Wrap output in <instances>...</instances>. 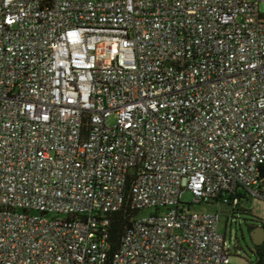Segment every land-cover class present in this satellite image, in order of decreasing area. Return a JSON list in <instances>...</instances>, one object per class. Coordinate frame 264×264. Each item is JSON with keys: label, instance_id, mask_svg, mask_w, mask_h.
<instances>
[{"label": "built area", "instance_id": "1", "mask_svg": "<svg viewBox=\"0 0 264 264\" xmlns=\"http://www.w3.org/2000/svg\"><path fill=\"white\" fill-rule=\"evenodd\" d=\"M261 3L0 0V264H229L219 215L189 209L255 195Z\"/></svg>", "mask_w": 264, "mask_h": 264}, {"label": "rangeland", "instance_id": "2", "mask_svg": "<svg viewBox=\"0 0 264 264\" xmlns=\"http://www.w3.org/2000/svg\"><path fill=\"white\" fill-rule=\"evenodd\" d=\"M259 10L264 14V4L259 5ZM114 118L110 117L107 124L112 125ZM181 201L191 203L192 196L188 192L181 195ZM241 207L250 210L251 214L230 213V207L221 204H195L190 205L192 214L216 212L219 215L218 232L224 236L226 246L230 249L229 264H248L252 261L250 249L252 243L247 232V226L251 224L253 217L264 220V200L249 198ZM235 248V249H234Z\"/></svg>", "mask_w": 264, "mask_h": 264}, {"label": "trees", "instance_id": "3", "mask_svg": "<svg viewBox=\"0 0 264 264\" xmlns=\"http://www.w3.org/2000/svg\"><path fill=\"white\" fill-rule=\"evenodd\" d=\"M254 190L255 195H251L247 190L241 189L235 195H231L228 197V203L222 204L221 201H218L217 204L229 206L231 214L238 212L251 214L250 210L241 207V205L243 202H247L249 198L264 200V162L259 166L257 185L254 187ZM233 201H235V203H233ZM137 214L138 211L133 209L131 206V200L128 191L125 194L122 205L117 210L105 213V241L107 243V248L110 256L120 246L123 236L127 233V231L130 230L132 222ZM257 226L262 227L264 230V220L259 217H253L251 220V224L247 226L248 235L250 231ZM228 253L230 256V249H228ZM250 253L252 255V261L248 264H264V240L259 245H255L252 243V249H250Z\"/></svg>", "mask_w": 264, "mask_h": 264}, {"label": "water", "instance_id": "4", "mask_svg": "<svg viewBox=\"0 0 264 264\" xmlns=\"http://www.w3.org/2000/svg\"><path fill=\"white\" fill-rule=\"evenodd\" d=\"M249 236L253 244L259 245L264 240V230L262 227L257 226L253 230L250 231Z\"/></svg>", "mask_w": 264, "mask_h": 264}]
</instances>
